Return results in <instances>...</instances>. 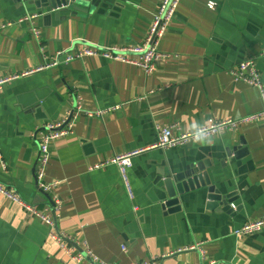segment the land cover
<instances>
[{
	"label": "crops",
	"instance_id": "1",
	"mask_svg": "<svg viewBox=\"0 0 264 264\" xmlns=\"http://www.w3.org/2000/svg\"><path fill=\"white\" fill-rule=\"evenodd\" d=\"M161 3L102 0L91 15L59 17L0 0V80L20 77L0 92V186L46 212L49 197L35 179L34 133L79 105L89 112L110 110L102 118L77 116L74 133L52 145L47 182H59L55 194L62 203L53 228L0 193V264H93L72 261L53 232L76 253L88 247L109 264L162 256L161 264H264V228L245 238L234 235L264 218V125L156 148L159 130L170 125L193 132L264 109L258 91L230 73L255 59L264 83V0H183L160 43L168 58L152 73L102 58L40 71L59 53L143 45ZM31 14L39 15L34 32L19 23ZM240 148L248 152L235 156ZM138 151L128 171L131 199L118 167L100 166ZM204 160L213 167L212 184L234 198L232 210L209 209L204 190L182 197L180 212L164 209L160 175ZM197 246L202 250H191Z\"/></svg>",
	"mask_w": 264,
	"mask_h": 264
},
{
	"label": "built area",
	"instance_id": "2",
	"mask_svg": "<svg viewBox=\"0 0 264 264\" xmlns=\"http://www.w3.org/2000/svg\"><path fill=\"white\" fill-rule=\"evenodd\" d=\"M183 0H162L159 11L153 19L152 26L146 36L144 44L139 47L131 48H89L86 47L84 50L78 53H59L50 63H48L41 70L56 68L62 64H69L75 60H84L85 58H102L105 60L115 61L119 63H124L127 65H132L139 67L147 73H152L155 71L157 65L161 62L167 60L168 56L161 53L159 50L160 43L169 31L175 17L177 10L180 7ZM209 8L214 9L215 4L209 3ZM39 15L31 14L25 16L19 23H27L30 29L34 32V23ZM137 54L141 56L139 59H133L129 55ZM61 57H64L63 62ZM231 76L235 82L244 83L254 89H256L264 104V83L262 81V76L258 71L256 60L248 59L241 63L236 69L232 70ZM19 76L8 77L0 80V92L3 87L16 79ZM110 110H97L94 112L83 111L79 105L76 111L70 113V115L62 120L53 123H48L43 126L39 131L34 133V138L37 139L39 145V156L35 166V179L37 183L38 190L49 197V203L47 204L46 212H42L37 207L32 204L24 202L18 195L14 194L11 190H8L0 186V193L6 196L10 201L23 207L24 210L40 218L46 225L53 228L56 223L55 214L61 208V200L56 196L55 190L59 185V182L48 183L47 182V167L51 160V148L52 145L59 139L70 136L74 133L75 121L77 116L85 115L86 117H99L102 118L103 115ZM261 123L264 125V109L260 113H256L246 117H240L235 119H227L223 121H217L210 125L200 127L193 132H182L177 125H170L168 127L162 128L158 133V143L156 148L159 149H169L187 146L202 140H207L213 135H218L226 131H237L243 126L253 125ZM142 151L129 153L127 155L116 157L114 159L108 160L103 166L115 165L119 169V173L122 179V183L127 190L131 199H133L132 188L129 181L128 171L132 167L133 157L139 155ZM1 159V153H0ZM99 167V166H98ZM95 167V168H98ZM264 228V218L247 223L240 229L234 231L236 237H249L252 236ZM51 238L59 243L61 249L67 253L72 261L80 262L88 259L93 264H109L99 260L89 249L86 247L82 253H76L69 244L66 242V238L59 234L58 232L51 233ZM125 251V248H123ZM191 250H202L200 246L193 247ZM166 256L152 258L149 261H142L133 264H161ZM210 264H224L212 262Z\"/></svg>",
	"mask_w": 264,
	"mask_h": 264
},
{
	"label": "water",
	"instance_id": "3",
	"mask_svg": "<svg viewBox=\"0 0 264 264\" xmlns=\"http://www.w3.org/2000/svg\"><path fill=\"white\" fill-rule=\"evenodd\" d=\"M19 4H29L35 9L52 10L60 17L61 13H70L72 16L91 15L100 7L102 0H15ZM245 144L244 142L242 143ZM248 152L247 149H235L234 155L237 156ZM230 156L231 151H227ZM213 167L207 162L193 161L184 168L182 172L161 174L157 179V183L162 184V189L166 194V201L163 206L168 212H180L182 210L181 198L190 192L206 191L209 209H219L223 207V211H231V204L234 198L224 196L216 185L212 184V180L208 170Z\"/></svg>",
	"mask_w": 264,
	"mask_h": 264
}]
</instances>
